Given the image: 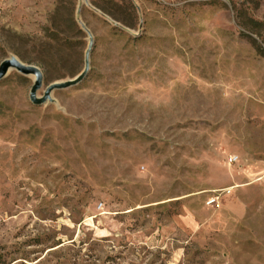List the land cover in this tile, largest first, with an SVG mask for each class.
<instances>
[{"label": "rangeland", "instance_id": "obj_1", "mask_svg": "<svg viewBox=\"0 0 264 264\" xmlns=\"http://www.w3.org/2000/svg\"><path fill=\"white\" fill-rule=\"evenodd\" d=\"M10 56L89 67L0 79V264H264V0H0Z\"/></svg>", "mask_w": 264, "mask_h": 264}, {"label": "water", "instance_id": "obj_2", "mask_svg": "<svg viewBox=\"0 0 264 264\" xmlns=\"http://www.w3.org/2000/svg\"><path fill=\"white\" fill-rule=\"evenodd\" d=\"M88 64L89 62H88V57H87L85 69L80 74H78L73 79H69L66 81H62V82L49 85L45 91L44 97L41 99L36 98L35 92L42 84V74L40 70L34 66L25 65L21 63L20 61H18L13 56H10L9 58H6L0 62V79H2L6 75V73L11 69H16L18 72L25 74V75L33 74L34 83L30 91V100L35 104H42L47 98H49V93L52 90L61 89L65 87H71V86H74L80 83L86 77L88 67H89Z\"/></svg>", "mask_w": 264, "mask_h": 264}, {"label": "built area", "instance_id": "obj_3", "mask_svg": "<svg viewBox=\"0 0 264 264\" xmlns=\"http://www.w3.org/2000/svg\"><path fill=\"white\" fill-rule=\"evenodd\" d=\"M239 161V157L237 155H229L226 159V163L228 165H232V164H235ZM218 196L217 195H214V196H211L208 200H207V204H213L214 202H216L218 200Z\"/></svg>", "mask_w": 264, "mask_h": 264}]
</instances>
